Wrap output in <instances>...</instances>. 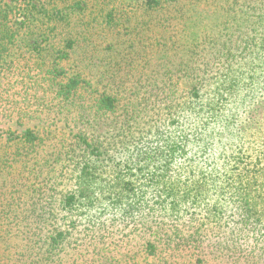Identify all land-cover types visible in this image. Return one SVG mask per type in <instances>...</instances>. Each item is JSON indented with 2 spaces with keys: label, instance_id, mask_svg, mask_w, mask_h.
Segmentation results:
<instances>
[{
  "label": "rangeland",
  "instance_id": "rangeland-1",
  "mask_svg": "<svg viewBox=\"0 0 264 264\" xmlns=\"http://www.w3.org/2000/svg\"><path fill=\"white\" fill-rule=\"evenodd\" d=\"M0 264H264V0H0Z\"/></svg>",
  "mask_w": 264,
  "mask_h": 264
},
{
  "label": "trees",
  "instance_id": "trees-1",
  "mask_svg": "<svg viewBox=\"0 0 264 264\" xmlns=\"http://www.w3.org/2000/svg\"><path fill=\"white\" fill-rule=\"evenodd\" d=\"M251 1L254 2L256 0H249V2H251ZM256 12L261 14V11H257L256 10ZM247 18H248L247 15H243V19L244 20H246ZM229 55H230V53H229ZM229 57H231V56H229ZM250 117H252V118H249L246 122H244L243 127H250V126H252L254 124V121L257 120L256 118H253V116H250ZM229 119H230V117H229ZM260 119H261V117H260ZM224 126L226 127V129L229 130L230 127H232V123H230V121L229 122L228 121H225ZM228 137H230V134L229 133H228ZM64 239H65V237H64V234L63 233H55V235H53L52 237H50L49 238V243H50V245L52 247L50 248L49 252L50 253H54L55 250H57L61 246V244L64 241Z\"/></svg>",
  "mask_w": 264,
  "mask_h": 264
}]
</instances>
